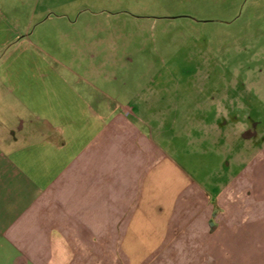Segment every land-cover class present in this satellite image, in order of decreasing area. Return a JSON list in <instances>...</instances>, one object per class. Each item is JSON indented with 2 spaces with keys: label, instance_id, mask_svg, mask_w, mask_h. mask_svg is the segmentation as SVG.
Masks as SVG:
<instances>
[{
  "label": "crops",
  "instance_id": "crops-1",
  "mask_svg": "<svg viewBox=\"0 0 264 264\" xmlns=\"http://www.w3.org/2000/svg\"><path fill=\"white\" fill-rule=\"evenodd\" d=\"M54 3L0 0V264H264V146L199 182L130 106L122 23ZM206 121L188 143H235Z\"/></svg>",
  "mask_w": 264,
  "mask_h": 264
},
{
  "label": "rangeland",
  "instance_id": "rangeland-1",
  "mask_svg": "<svg viewBox=\"0 0 264 264\" xmlns=\"http://www.w3.org/2000/svg\"><path fill=\"white\" fill-rule=\"evenodd\" d=\"M71 1L39 11L96 13L110 17L114 28L122 23L138 74L155 78L156 94L130 106L144 111L162 148L199 182L237 173L264 146V0ZM36 6L29 4V14ZM203 119L235 143L226 137L212 143L211 132L210 143H188L200 137Z\"/></svg>",
  "mask_w": 264,
  "mask_h": 264
}]
</instances>
